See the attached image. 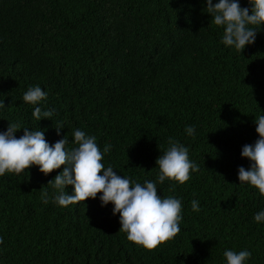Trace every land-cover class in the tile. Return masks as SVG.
I'll return each instance as SVG.
<instances>
[{"label": "trees", "instance_id": "1", "mask_svg": "<svg viewBox=\"0 0 264 264\" xmlns=\"http://www.w3.org/2000/svg\"><path fill=\"white\" fill-rule=\"evenodd\" d=\"M213 4L218 0H212ZM241 8L248 0H237ZM206 0H0V133L43 130L49 146L73 132L95 136L102 163L141 184L156 182L169 138L188 148L199 170L184 184L157 183L181 201L180 232L153 251L119 231L114 205L96 198L61 207L32 165L0 176V264H226L225 250L264 264V196L239 183L264 115V24L241 52L222 43ZM255 27V26H250ZM39 86L36 105L23 94ZM51 110L36 121L35 107ZM57 122L64 127L57 134ZM194 126L195 135L185 129ZM47 190L49 202L41 192ZM71 194V185L65 187ZM199 202L194 212L191 202Z\"/></svg>", "mask_w": 264, "mask_h": 264}, {"label": "clouds", "instance_id": "2", "mask_svg": "<svg viewBox=\"0 0 264 264\" xmlns=\"http://www.w3.org/2000/svg\"><path fill=\"white\" fill-rule=\"evenodd\" d=\"M248 3L250 9L241 8L237 0H218L215 4L206 0V12L211 15L212 23L224 28L222 43L234 47L237 52L255 41L256 32L264 24V0H248ZM46 95L41 87H30L23 94V101L36 105ZM3 106L4 102L0 101V107ZM52 115L51 110L42 111L39 106L32 112L36 121ZM255 123L259 139L254 145H244L241 151V156L252 163L248 170L239 167L238 179L239 183L249 184L264 196V115L259 116ZM55 127L59 134L64 126L57 122ZM20 128L19 124L8 123L7 130L0 133V176L6 172L20 175L32 165H37L39 171L47 175L63 165V170L48 182L58 192L52 200L59 206L84 202L102 193L99 197L102 206L111 202L113 215L119 213V231L126 233L128 241L147 251L155 250L180 232L181 201L172 196L161 198L156 184L165 180L175 181L170 185V191H174L176 184L186 183L190 173L199 170L198 165L189 160L187 147L170 137L169 148L156 160L159 168L156 182L146 180L141 184L118 175L111 165L105 168L103 156L110 152L111 145L106 144L102 153L95 136H87L76 129L72 142L77 146L66 150L68 139L65 136L49 146L43 130L24 128L23 135L16 138L14 134ZM185 131L189 136L195 135L194 126H188ZM68 185L72 186L71 194L65 191ZM41 199L45 204L49 202L47 190L41 192ZM191 208L194 212L200 211L199 202L193 200ZM254 220L264 222V211L255 214ZM223 255L226 264H244L251 253L247 250L238 253L225 250Z\"/></svg>", "mask_w": 264, "mask_h": 264}]
</instances>
